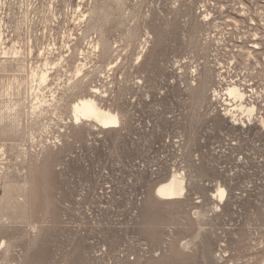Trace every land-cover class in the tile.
<instances>
[{"label":"rangeland","instance_id":"374dc122","mask_svg":"<svg viewBox=\"0 0 264 264\" xmlns=\"http://www.w3.org/2000/svg\"><path fill=\"white\" fill-rule=\"evenodd\" d=\"M0 264H264V0H0Z\"/></svg>","mask_w":264,"mask_h":264},{"label":"bare ground","instance_id":"6f19581e","mask_svg":"<svg viewBox=\"0 0 264 264\" xmlns=\"http://www.w3.org/2000/svg\"><path fill=\"white\" fill-rule=\"evenodd\" d=\"M47 77V74H43L41 76V80L46 81ZM227 96L236 101V110L247 114L249 117L253 116L256 112V106L246 104V94L242 92L238 86L229 87L227 89ZM231 111L232 109L228 112V114L232 115ZM72 113L77 123H82L83 120L91 121L105 129L116 128L120 124L119 114L101 107L97 100L92 97H83L79 99L72 106ZM232 116L234 118L236 117L235 115ZM185 190V181L177 176H174L161 184L157 188L156 193L160 198L170 201L180 199L184 195ZM226 193L227 189L224 186L219 185L217 194L221 199L226 196Z\"/></svg>","mask_w":264,"mask_h":264}]
</instances>
